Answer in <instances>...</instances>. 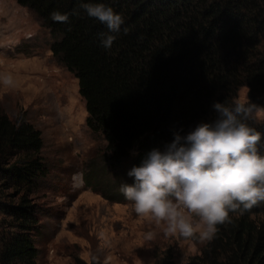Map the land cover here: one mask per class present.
<instances>
[{
    "label": "trees",
    "instance_id": "16d2710c",
    "mask_svg": "<svg viewBox=\"0 0 264 264\" xmlns=\"http://www.w3.org/2000/svg\"><path fill=\"white\" fill-rule=\"evenodd\" d=\"M16 2L32 10L50 33L52 55L77 80L86 126L102 135L114 163L136 153L115 183L102 180L110 186L105 199L127 202L120 187L134 183L127 173L145 154L163 150L174 134L185 136L200 123H214L213 104L232 107L240 87L248 90L245 105L264 111V0ZM82 3H104L122 16L110 49L98 36L106 26L89 18ZM54 11L68 13V23L54 22ZM245 122L262 133L258 147L264 156V121L250 115ZM42 145L26 119L10 120L0 112V264L36 262V209L29 196L46 173ZM87 168L85 186L96 188L100 171ZM229 218L186 264H264V201L243 214L230 212ZM74 264L100 263L76 259ZM162 264L174 263L169 257Z\"/></svg>",
    "mask_w": 264,
    "mask_h": 264
},
{
    "label": "rangeland",
    "instance_id": "374dc122",
    "mask_svg": "<svg viewBox=\"0 0 264 264\" xmlns=\"http://www.w3.org/2000/svg\"><path fill=\"white\" fill-rule=\"evenodd\" d=\"M52 41L32 10L16 0H0V76L10 74L14 81L12 86L0 82V112L10 120L22 116L39 131L43 143L46 173L29 196L37 219L35 264H74L76 259L162 264L169 257L174 264H186L207 241L200 238L205 226L198 217L191 216L195 235L184 238L166 234V223L137 216L129 201L105 199L110 186L108 180L103 186L102 180L115 183L136 153L115 164L102 135L88 129L77 80L52 55ZM247 92L240 87L231 102L245 104ZM251 115L264 121V111ZM89 165L100 171L96 188L84 183Z\"/></svg>",
    "mask_w": 264,
    "mask_h": 264
},
{
    "label": "clouds",
    "instance_id": "9594fccd",
    "mask_svg": "<svg viewBox=\"0 0 264 264\" xmlns=\"http://www.w3.org/2000/svg\"><path fill=\"white\" fill-rule=\"evenodd\" d=\"M81 7L89 18L106 26L107 32L98 36L101 46L110 49L116 39L113 34L124 23L122 16L104 3ZM50 18L68 23L69 14L54 11ZM0 82L14 83L10 74L0 76ZM213 109L218 114L214 123H200L185 136L174 134L163 150L146 153L140 165L127 173L134 183L120 187L132 211L157 224L166 223V234L192 238L196 228L191 216H195L205 226L200 238L210 240L217 225L231 222L230 212L243 214L264 201V156L258 147L262 133L245 122L258 107L216 102Z\"/></svg>",
    "mask_w": 264,
    "mask_h": 264
}]
</instances>
